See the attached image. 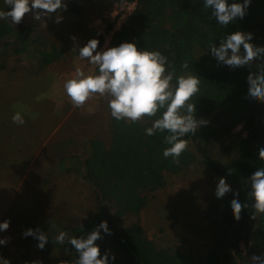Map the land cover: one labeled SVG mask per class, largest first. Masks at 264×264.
I'll return each instance as SVG.
<instances>
[{
  "label": "trees",
  "instance_id": "1",
  "mask_svg": "<svg viewBox=\"0 0 264 264\" xmlns=\"http://www.w3.org/2000/svg\"><path fill=\"white\" fill-rule=\"evenodd\" d=\"M112 1L114 4L134 1L135 5L113 31L105 48L135 40L138 49L159 50L165 55L166 71L175 70L176 75L197 74L200 85L198 96L193 98L195 115L208 123L196 134L186 135L188 148L181 154L179 164H175L171 157L162 155L166 132L145 135L144 129L151 126L155 117L144 116L136 123L110 117L109 138L106 141L85 138L79 152L82 154H76L78 159H84L81 175L95 194L99 208L84 222L61 227V230L70 237H83L101 220L107 221L112 240L107 244L98 240L95 243L101 253L107 251L115 255L111 264H249V256L264 251V214L252 219V210L242 208L237 221L229 211V204L234 195L242 203L246 200L244 179L264 166L258 159V149L264 147V103L246 99L245 82L249 72H255L264 64V58L254 61L251 67L232 69L219 64L207 51L209 43L218 45L222 35L235 30L251 32L253 45L264 47V0H251L245 16L227 27L218 25L214 17L209 19L210 12L204 10L203 0ZM66 4L70 12L81 10L75 0H68ZM3 7L0 0V8ZM21 22L13 25L0 20V53L10 51L37 56L35 60L40 67L64 53L47 38L33 34L31 24ZM185 62L188 63L186 69L182 67ZM60 163L62 165V159ZM184 168L209 171L218 178L224 176L231 186V191L221 197L219 203L210 206L214 239L204 256L157 248L144 236L136 219L145 204L144 193L164 187L165 174L178 173ZM102 203L114 211L104 215L100 208ZM29 227L35 230L39 226ZM45 235L49 238L46 243L62 246L56 242V235L46 232ZM23 239L37 243L32 236L23 235ZM69 246L76 262L78 254Z\"/></svg>",
  "mask_w": 264,
  "mask_h": 264
},
{
  "label": "rangeland",
  "instance_id": "2",
  "mask_svg": "<svg viewBox=\"0 0 264 264\" xmlns=\"http://www.w3.org/2000/svg\"><path fill=\"white\" fill-rule=\"evenodd\" d=\"M75 1L80 12L61 10L59 23L54 22L56 13L40 21L26 13L21 20L33 26V34L61 48L64 53L59 58L40 67L37 56L0 53V220H9L8 229L0 232L7 241L0 245V264H75L70 243L49 242L40 249L23 239L22 233L37 225L57 235L61 227L82 223L99 208L81 175L84 159L76 156L82 154L85 138H109L107 99L94 95L75 108L63 83L77 67L86 74L94 71L93 65L76 55L79 47L97 38V51L105 49L127 17H113L119 4L112 0ZM100 22L109 30L107 37L96 35ZM15 111L24 116L23 125L11 120ZM218 179L196 168L165 174V186L146 191L145 204L136 215L144 236L159 249L204 256L214 239L210 206L221 200L214 195ZM100 208L104 215L114 211L105 203ZM101 234L98 241L112 240L102 230ZM240 248L246 254L242 242Z\"/></svg>",
  "mask_w": 264,
  "mask_h": 264
},
{
  "label": "clouds",
  "instance_id": "3",
  "mask_svg": "<svg viewBox=\"0 0 264 264\" xmlns=\"http://www.w3.org/2000/svg\"><path fill=\"white\" fill-rule=\"evenodd\" d=\"M250 3L251 0H203V8L210 12L209 19L214 17L218 25L227 27L245 16ZM3 4L0 20L13 25L19 24L26 13H31L32 19L37 21L56 13L54 22L59 23L62 19L60 11L67 8L65 0H3ZM252 40L251 32L228 31L220 37L218 45L209 43L207 53L219 64L232 69L251 67L254 61L264 58V47H255ZM98 43L97 38H90L76 54L93 65L94 71L86 74L77 67L74 76L63 83L72 106L80 108L89 98L99 95L107 99L110 115L116 121L136 123L144 116L155 117L151 126L144 129L145 135L166 132L163 138L166 147L162 155L179 164L181 154L188 148L186 135L196 134L202 125L208 123L195 115L193 98L198 96L200 77L197 74L176 75L175 70L166 71L167 57L159 50L138 49L135 40L121 41L97 51ZM182 67L186 69L188 63ZM245 82L246 99L264 103V64L259 65L255 72H249ZM11 120L17 125L25 122L20 111L13 112ZM258 159L264 165V147L258 149ZM243 183L247 187L246 200L242 203L234 195L229 204V211L237 221L242 208L252 210V219L264 214V166L256 168ZM230 191L226 177L221 176L216 183L215 197L219 199ZM8 227V219L0 220V232ZM101 230L104 234H111L107 221L101 220L83 237H70L65 231L58 230L55 240L59 244L67 242L73 246L78 254L75 264H111L115 255L107 251L101 253L95 243L102 238ZM22 234L34 237L40 249L49 239L39 227L35 230L29 227ZM6 242L4 237H0V245ZM248 261L249 264H264V251L252 254Z\"/></svg>",
  "mask_w": 264,
  "mask_h": 264
},
{
  "label": "built area",
  "instance_id": "4",
  "mask_svg": "<svg viewBox=\"0 0 264 264\" xmlns=\"http://www.w3.org/2000/svg\"><path fill=\"white\" fill-rule=\"evenodd\" d=\"M134 5H135L134 1H123V2H121L117 6V10H114L113 17H115V15H120V18L123 16L127 17L128 14L130 13V11L133 9ZM100 24H102V27L96 30V35L101 36L103 38L107 37L109 30H106V28L104 29L105 26L103 25V23L100 22Z\"/></svg>",
  "mask_w": 264,
  "mask_h": 264
},
{
  "label": "crops",
  "instance_id": "5",
  "mask_svg": "<svg viewBox=\"0 0 264 264\" xmlns=\"http://www.w3.org/2000/svg\"><path fill=\"white\" fill-rule=\"evenodd\" d=\"M147 238V237H146Z\"/></svg>",
  "mask_w": 264,
  "mask_h": 264
}]
</instances>
